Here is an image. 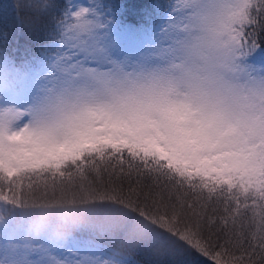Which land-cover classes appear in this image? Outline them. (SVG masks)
Returning a JSON list of instances; mask_svg holds the SVG:
<instances>
[{"label": "snow or ice", "instance_id": "obj_1", "mask_svg": "<svg viewBox=\"0 0 264 264\" xmlns=\"http://www.w3.org/2000/svg\"><path fill=\"white\" fill-rule=\"evenodd\" d=\"M20 11L0 27V264H264V0Z\"/></svg>", "mask_w": 264, "mask_h": 264}, {"label": "trees", "instance_id": "obj_2", "mask_svg": "<svg viewBox=\"0 0 264 264\" xmlns=\"http://www.w3.org/2000/svg\"><path fill=\"white\" fill-rule=\"evenodd\" d=\"M129 2L140 5L145 3V0H129ZM22 3H24V0H0V27H2L5 23H10L13 15H15L17 18L20 17L21 15L20 5ZM25 183H28V181L26 180ZM150 258L151 257H147V256L140 257V259H150ZM158 259L173 260L175 258L160 256ZM200 264H203L202 260L200 261Z\"/></svg>", "mask_w": 264, "mask_h": 264}, {"label": "rangeland", "instance_id": "obj_3", "mask_svg": "<svg viewBox=\"0 0 264 264\" xmlns=\"http://www.w3.org/2000/svg\"><path fill=\"white\" fill-rule=\"evenodd\" d=\"M75 2H77V3H85V2H88V0H75Z\"/></svg>", "mask_w": 264, "mask_h": 264}]
</instances>
